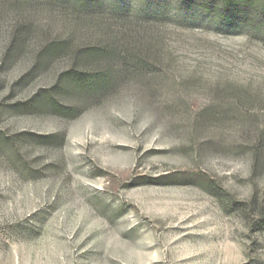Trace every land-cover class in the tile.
<instances>
[{
	"label": "rangeland",
	"instance_id": "rangeland-1",
	"mask_svg": "<svg viewBox=\"0 0 264 264\" xmlns=\"http://www.w3.org/2000/svg\"><path fill=\"white\" fill-rule=\"evenodd\" d=\"M205 2L0 0V264H264V26Z\"/></svg>",
	"mask_w": 264,
	"mask_h": 264
},
{
	"label": "trees",
	"instance_id": "trees-1",
	"mask_svg": "<svg viewBox=\"0 0 264 264\" xmlns=\"http://www.w3.org/2000/svg\"><path fill=\"white\" fill-rule=\"evenodd\" d=\"M205 5L207 6V10L210 15L224 18L229 23L238 22L255 31H259V27L264 26V0H207ZM117 15L118 19H122L121 16H125L123 14L120 15V12H118ZM144 19L145 24L140 25V27L138 26L135 29L139 28L144 32H149V22L151 20L146 16ZM115 34H119V37L123 39L124 34H122V31H115ZM117 37L116 42L113 44H109V42H107L105 45L93 44L91 46H84L80 51V57L95 58L96 60L115 57L124 60V64L132 61L137 67L149 64V59L147 57L141 56L138 53L135 54L134 49L137 46L134 44L132 45L129 42L127 43V41L117 39ZM67 42L62 43L55 41L51 43L47 48V53L52 55L65 50L69 45ZM69 47H71V45ZM114 72V66L110 65L107 68L101 67L100 69H96L94 71L74 67L65 74V77L69 78L68 80L71 81L76 88L83 87L86 91L92 90L96 92H103L113 82H115L116 74ZM40 98L42 97H39V99ZM258 227L259 229L264 230V217H261L258 221Z\"/></svg>",
	"mask_w": 264,
	"mask_h": 264
}]
</instances>
